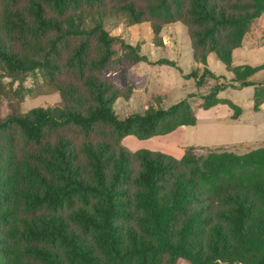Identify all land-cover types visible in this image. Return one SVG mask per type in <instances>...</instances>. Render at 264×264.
Wrapping results in <instances>:
<instances>
[{"label":"trees","instance_id":"trees-1","mask_svg":"<svg viewBox=\"0 0 264 264\" xmlns=\"http://www.w3.org/2000/svg\"><path fill=\"white\" fill-rule=\"evenodd\" d=\"M102 11L156 32L185 25L195 65L214 55L234 87H255V111L264 103V82L252 81L264 64L233 65L264 0H0V69L41 71L63 103L0 119V264H264V147L189 146L180 159L123 147L197 116L187 99L117 116L120 91L104 76L116 37L86 23ZM193 74L199 87L217 78ZM227 86L201 107L225 104L238 119L242 108L218 96Z\"/></svg>","mask_w":264,"mask_h":264},{"label":"rangeland","instance_id":"rangeland-1","mask_svg":"<svg viewBox=\"0 0 264 264\" xmlns=\"http://www.w3.org/2000/svg\"><path fill=\"white\" fill-rule=\"evenodd\" d=\"M88 25L100 24L116 37L115 55L104 76L116 83L120 97L113 107L119 118L143 114L150 107L169 108L187 99L197 116L194 126H183L174 132L140 140L126 137L121 145L130 151L148 149L181 157L186 147L195 146L201 153L209 150L244 154L264 147V104L254 110V86L237 88L233 76L214 55L207 65H195L191 42L185 25L177 22L164 25L159 32L152 23H131L125 13L102 11L88 18ZM233 65L261 66L264 64V14L256 19L243 42L233 51ZM173 65H168L166 62ZM163 62H165L163 64ZM205 68L217 78H208L199 87L193 71ZM252 81L264 82V71ZM228 84L218 93L242 108V115L233 119V111L225 104L211 109L201 107L203 97L215 85ZM63 105L58 90L49 85L41 71L36 70L13 79L0 69V119L12 114H25L38 107L55 108ZM176 264H189L178 261Z\"/></svg>","mask_w":264,"mask_h":264},{"label":"crops","instance_id":"crops-1","mask_svg":"<svg viewBox=\"0 0 264 264\" xmlns=\"http://www.w3.org/2000/svg\"><path fill=\"white\" fill-rule=\"evenodd\" d=\"M257 74H258V73H257ZM257 74H256V75H257ZM256 75H255V76H256ZM222 99H227V98H222ZM229 100H230V99H229ZM231 101H232V100H231ZM235 104H236V103H235ZM263 104H264V103H263ZM263 104H262V105H263ZM238 106H239V105H238ZM261 108H262V106H261ZM261 108H260V109H261ZM259 111H260V110H259ZM124 139H125V138H124ZM124 139H123V140H124ZM152 151H153V150H152ZM160 152H161V151H160ZM163 153H165V152H163ZM166 154H167V153H166ZM169 155H170V154H169ZM183 155H184V153H183ZM183 155H182V156H183ZM171 156H173V155H171ZM182 156H181V157H182ZM173 157H175V156H173ZM181 157H175V158L180 159Z\"/></svg>","mask_w":264,"mask_h":264}]
</instances>
